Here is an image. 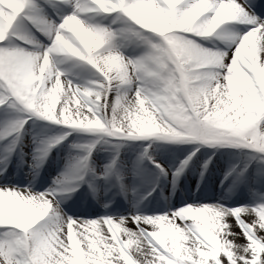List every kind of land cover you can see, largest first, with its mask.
Masks as SVG:
<instances>
[{"label": "snow or ice", "instance_id": "snow-or-ice-1", "mask_svg": "<svg viewBox=\"0 0 264 264\" xmlns=\"http://www.w3.org/2000/svg\"><path fill=\"white\" fill-rule=\"evenodd\" d=\"M0 264H264V0H0Z\"/></svg>", "mask_w": 264, "mask_h": 264}, {"label": "bare ground", "instance_id": "bare-ground-1", "mask_svg": "<svg viewBox=\"0 0 264 264\" xmlns=\"http://www.w3.org/2000/svg\"><path fill=\"white\" fill-rule=\"evenodd\" d=\"M181 184H183V181H181ZM164 192L165 193H167V192H169V189L166 187L165 189H164ZM179 192L177 193V196H179ZM175 199H176V197H175ZM232 224H233V228H234V230H238V229H235V222H234V220L232 221Z\"/></svg>", "mask_w": 264, "mask_h": 264}, {"label": "rangeland", "instance_id": "rangeland-1", "mask_svg": "<svg viewBox=\"0 0 264 264\" xmlns=\"http://www.w3.org/2000/svg\"><path fill=\"white\" fill-rule=\"evenodd\" d=\"M172 202L175 203L176 202V199L174 198Z\"/></svg>", "mask_w": 264, "mask_h": 264}]
</instances>
